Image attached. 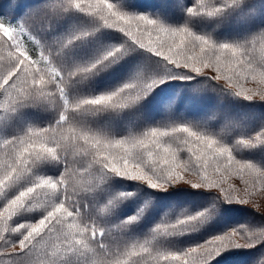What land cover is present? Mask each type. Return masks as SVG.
<instances>
[{
    "label": "snow or ice",
    "instance_id": "1",
    "mask_svg": "<svg viewBox=\"0 0 264 264\" xmlns=\"http://www.w3.org/2000/svg\"><path fill=\"white\" fill-rule=\"evenodd\" d=\"M243 2L198 0L188 12L190 18L219 17ZM46 6L49 16L74 9L92 19L48 40L34 35L26 22L12 24L0 18V112L34 105L56 111L53 123L32 125L0 139V199L4 201L0 205V264H141L148 258L156 264H211L225 251L264 242V228L256 233L240 225L184 250L161 247L162 238L192 231L209 219L215 205L195 214L185 210L175 220H162L149 235L129 238L123 231L140 219L144 208L117 225L106 224L104 217L118 199L134 193L121 192L96 204L85 195L110 177H119L157 191L185 182L195 189H217V199L225 203L245 204L246 200L234 198L238 191L234 185L224 187L233 172L253 174L264 190V163L236 154L264 145V128L227 143L223 132L213 133L197 124L169 123L117 137L90 122L97 114L129 107L168 79L203 76L222 90L253 100L248 94L252 90L244 83L259 78L264 85V30L244 40L218 42L188 23L173 26L148 14L128 12L121 0H49ZM105 27L118 30L125 39L90 62L68 58L75 42ZM30 41L39 47L38 52L29 46ZM136 49L155 57L156 68H141L133 79L108 92L70 94L73 85ZM205 70H210L207 75ZM257 94L264 100V89ZM49 160L62 163L60 175L36 172ZM189 170L201 177L199 183L185 180ZM34 210H43L39 218L16 222L23 212ZM113 232L124 238L112 239ZM238 237L245 243H239Z\"/></svg>",
    "mask_w": 264,
    "mask_h": 264
},
{
    "label": "trees",
    "instance_id": "2",
    "mask_svg": "<svg viewBox=\"0 0 264 264\" xmlns=\"http://www.w3.org/2000/svg\"><path fill=\"white\" fill-rule=\"evenodd\" d=\"M48 2L0 0V18L12 24L26 22L34 35L38 33L48 40L69 33L74 26L91 22L92 18L86 13L74 9L49 16L46 14ZM121 3L128 12L148 14L169 25L182 26L188 23L197 33L211 35L218 42L244 40L264 30V0H244L240 5L226 9L219 17L202 14L191 18L188 8L198 3V0H121ZM39 35L37 39L41 38ZM124 39L118 30L101 28L87 39L75 42L67 55L72 62L87 63ZM29 46L39 51L34 41H30ZM259 47L258 44L257 49ZM155 60L146 50L136 49L111 67L73 85L70 94L95 95L114 90L133 79L141 68H156ZM209 71L205 70V74ZM258 80L254 82L249 79L244 83L246 88L252 90L248 94L254 97L253 100H247L222 90L203 76L192 80L168 79L129 107L97 114L90 118V122L94 127L106 129L117 137L127 135L130 131L139 132L169 123L197 124L213 133L223 132L222 139L233 143L238 136H251L264 128V100L257 94L264 89V85L259 84ZM55 119L56 111L46 105L27 106L16 112H0V139L19 134L32 125L47 126ZM236 154L241 159L264 163V145L242 149ZM2 155L3 150L0 148ZM61 171L62 163L54 160L44 162L36 170L38 174L47 176H58ZM184 175L185 180L193 184L201 181V177L192 170ZM245 180L248 181L247 185ZM229 185H234L238 190L233 193L234 198L246 200L247 203H225L217 199V189H195L185 182L167 191H157L146 184L119 177H110L94 193L85 195L91 203L96 204L105 203L121 192L134 193L118 199L104 217L106 224L117 225L144 208L140 219L123 231V235L129 238L145 237L162 220H175L185 210L195 214L215 205L210 218L199 223L194 230L162 238L161 247L184 250L240 225L256 233L264 228V190H261L259 180L247 172H233L224 187L228 188ZM3 202L0 199V205ZM42 211H25L16 218V222L35 220ZM123 238L116 232L112 233V239ZM237 239L239 243H245L242 237ZM261 259H264V242L255 247L225 251L211 264H259ZM141 264L156 262L148 258Z\"/></svg>",
    "mask_w": 264,
    "mask_h": 264
}]
</instances>
